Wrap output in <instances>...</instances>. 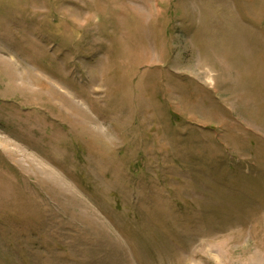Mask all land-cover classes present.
Segmentation results:
<instances>
[{"label": "rangeland", "instance_id": "rangeland-1", "mask_svg": "<svg viewBox=\"0 0 264 264\" xmlns=\"http://www.w3.org/2000/svg\"><path fill=\"white\" fill-rule=\"evenodd\" d=\"M0 264H264V0H0Z\"/></svg>", "mask_w": 264, "mask_h": 264}]
</instances>
